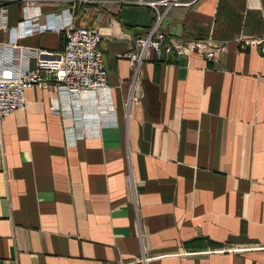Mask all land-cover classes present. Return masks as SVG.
Segmentation results:
<instances>
[{
	"label": "crops",
	"instance_id": "obj_1",
	"mask_svg": "<svg viewBox=\"0 0 264 264\" xmlns=\"http://www.w3.org/2000/svg\"><path fill=\"white\" fill-rule=\"evenodd\" d=\"M0 8V67L62 51L70 19L100 31L110 92L98 110L99 90L30 86L0 122V264H264V52L239 46L264 39V0L170 7L159 52L138 65L125 54L154 21L148 6ZM191 39L213 57L166 49Z\"/></svg>",
	"mask_w": 264,
	"mask_h": 264
},
{
	"label": "built area",
	"instance_id": "obj_2",
	"mask_svg": "<svg viewBox=\"0 0 264 264\" xmlns=\"http://www.w3.org/2000/svg\"><path fill=\"white\" fill-rule=\"evenodd\" d=\"M84 1V0H73ZM194 0H132L135 4L152 8L154 21L143 35L131 37V44L126 58L139 64L148 51L158 53L163 41L164 32L161 24L170 7L187 5ZM5 10L0 8V20L3 21ZM64 46L60 52L34 50L35 61L32 68L17 69L9 66L0 67V122L16 109L23 108L25 104V90L30 86L40 89L52 87L56 94L63 99L77 98L81 92H95L104 94L103 99L96 103V109L107 108L109 88L105 80V68L101 53L98 49L100 31L97 28H87L73 25L72 21L62 26ZM184 43V44H183ZM248 43L259 44L264 52V39L241 40L239 46ZM176 54L187 51L201 52L206 58L211 59L214 49H211L206 40H171L166 47ZM9 50V49H8ZM11 52V49L9 50ZM61 99V98H60ZM102 101V102H101ZM52 104L51 108H56ZM58 108V107H57ZM67 137L71 134L70 128H64Z\"/></svg>",
	"mask_w": 264,
	"mask_h": 264
},
{
	"label": "water",
	"instance_id": "obj_3",
	"mask_svg": "<svg viewBox=\"0 0 264 264\" xmlns=\"http://www.w3.org/2000/svg\"><path fill=\"white\" fill-rule=\"evenodd\" d=\"M164 22H165V20L163 21V23H162V24H164Z\"/></svg>",
	"mask_w": 264,
	"mask_h": 264
}]
</instances>
